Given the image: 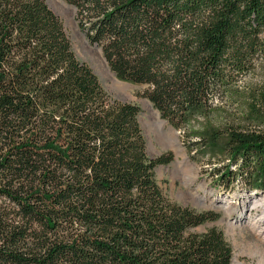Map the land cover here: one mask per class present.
I'll return each mask as SVG.
<instances>
[{
    "label": "trees",
    "instance_id": "1",
    "mask_svg": "<svg viewBox=\"0 0 264 264\" xmlns=\"http://www.w3.org/2000/svg\"><path fill=\"white\" fill-rule=\"evenodd\" d=\"M64 1L191 152L264 192V85L236 88L264 60V0ZM224 96L240 117L196 130ZM139 112L109 98L46 0H0V264H231L222 231H194L217 216L163 196L170 158L148 157Z\"/></svg>",
    "mask_w": 264,
    "mask_h": 264
},
{
    "label": "rangeland",
    "instance_id": "2",
    "mask_svg": "<svg viewBox=\"0 0 264 264\" xmlns=\"http://www.w3.org/2000/svg\"><path fill=\"white\" fill-rule=\"evenodd\" d=\"M46 2L62 21L75 56L90 67L109 98L139 108L138 121L148 157L170 158L168 164L157 166L154 170L155 181L163 196L183 208L198 213H214L217 216L216 221L207 222L194 231L202 233L212 227L222 231L232 248L231 264H264V220L261 218L264 216V192L247 190L244 180L239 176L238 166L232 165L226 158L205 156L201 151L191 152L188 144L195 139L191 138L188 130L178 131L174 128L176 131L173 132L169 123L160 121L163 120L161 116L159 119L152 103L143 96L147 86L116 78L103 56L102 49L93 45L81 29L77 9H71L72 6L64 0ZM262 85L264 60L258 63L251 74L240 78L236 88L247 95L246 89H255ZM214 106V112L209 119H201L199 124L195 123L196 130L205 123L220 125L231 123L240 117L241 110L225 96L215 101ZM227 167L234 174L229 188H226V181L221 178ZM249 203H258L260 207L249 209Z\"/></svg>",
    "mask_w": 264,
    "mask_h": 264
},
{
    "label": "bare ground",
    "instance_id": "3",
    "mask_svg": "<svg viewBox=\"0 0 264 264\" xmlns=\"http://www.w3.org/2000/svg\"><path fill=\"white\" fill-rule=\"evenodd\" d=\"M104 64H105V63H104ZM104 66H105L106 70L109 71L108 68L106 67V65H104ZM249 204H250V203H249ZM246 205H247V204H246ZM249 206H250V207H249ZM247 207H248L249 209H251V208H252V209H255V208L257 209V208L260 207V204H258V203H254V204H253V203H251V204L248 205ZM261 218H262V220H264V216L261 217ZM261 218H260V219H261Z\"/></svg>",
    "mask_w": 264,
    "mask_h": 264
},
{
    "label": "water",
    "instance_id": "4",
    "mask_svg": "<svg viewBox=\"0 0 264 264\" xmlns=\"http://www.w3.org/2000/svg\"><path fill=\"white\" fill-rule=\"evenodd\" d=\"M71 9L76 10L75 7H73V6L71 7ZM99 51H101V49H99ZM156 113H157V115H158V117H159V119H160V114H159V112H158L157 110H156ZM160 121H161L162 123H164V124H168L167 121H163V120H161V119H160ZM170 129H171L173 132L176 131L173 127H171Z\"/></svg>",
    "mask_w": 264,
    "mask_h": 264
}]
</instances>
